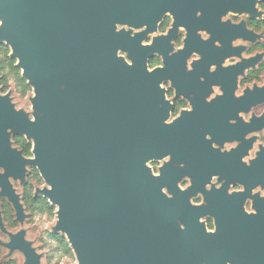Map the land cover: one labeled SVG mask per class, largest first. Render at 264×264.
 Masks as SVG:
<instances>
[{"label":"flooded vegetation","instance_id":"obj_1","mask_svg":"<svg viewBox=\"0 0 264 264\" xmlns=\"http://www.w3.org/2000/svg\"><path fill=\"white\" fill-rule=\"evenodd\" d=\"M48 1L33 7L27 0H0V109L11 123L10 145L0 147V177L4 161L25 168L23 180L9 177L25 221L56 215L36 164L44 117L42 39H54L56 51L64 52V63L56 58L59 89V68L69 66L75 78L70 54L87 53L90 46L87 8L82 18L76 0ZM104 4L117 7L108 9L114 27L103 38L121 62L111 64L112 80L104 66L100 85L93 86L91 71L85 73L84 112L102 116L110 93L126 102L125 115L132 114L136 130L145 133L141 139L158 150L146 163L158 258H176L172 264H264V0ZM13 12L39 37L36 46L19 52L8 41ZM0 213L8 231L18 229L4 196ZM50 235L67 243L58 233Z\"/></svg>","mask_w":264,"mask_h":264},{"label":"water","instance_id":"obj_2","mask_svg":"<svg viewBox=\"0 0 264 264\" xmlns=\"http://www.w3.org/2000/svg\"><path fill=\"white\" fill-rule=\"evenodd\" d=\"M60 1L65 4L68 0ZM105 1L75 2L78 16L83 18L84 7L88 10L90 46L87 53L82 49L70 54L77 64L75 78L69 66L59 68L64 88L59 89L56 68L58 56L61 57L59 62H65L64 52L56 51L54 39L47 36L42 39L44 117L43 130L36 143V164L50 186L44 194L56 206V222L51 231L65 236L76 264H172L176 258H158L156 252V215L146 182L149 176L146 163L158 150L150 149L141 139L145 133L136 130L131 113L125 115L126 102L113 100L110 93L102 116L92 113L89 118L84 112V104L88 101L85 73L91 71L93 86L100 85L104 66L107 64L108 79L112 80L116 77L111 75V64L121 62V57L113 50H106L103 37L114 27L107 19L108 9L117 7L105 5ZM27 4L46 7L49 1L27 0ZM62 4L60 9L68 7ZM16 13L13 12L7 21L8 41L20 52L25 46H36L39 37L30 33L21 14ZM85 63L90 68H84ZM95 98L93 92L92 100ZM10 126L6 110L0 109V147L10 145L6 132ZM3 167L0 196L13 205L19 228L8 231L0 213V228L4 233L0 247L5 252L0 262L12 260L18 254L23 258L22 264H42L43 254L26 237L23 224L27 215L19 194L9 181V177L23 180L25 168L12 159L9 163L4 161Z\"/></svg>","mask_w":264,"mask_h":264},{"label":"rangeland","instance_id":"obj_3","mask_svg":"<svg viewBox=\"0 0 264 264\" xmlns=\"http://www.w3.org/2000/svg\"><path fill=\"white\" fill-rule=\"evenodd\" d=\"M55 222V214L29 215L23 224L27 231L26 237L32 240L37 251L43 254L42 264H76L77 261L73 251L70 249L69 253H64L60 249L59 243L50 235L51 227L54 226ZM58 235L61 234L58 233ZM4 253V250L0 249V258ZM14 257L12 260L15 264L23 263V258H20L18 254H15Z\"/></svg>","mask_w":264,"mask_h":264},{"label":"trees","instance_id":"obj_4","mask_svg":"<svg viewBox=\"0 0 264 264\" xmlns=\"http://www.w3.org/2000/svg\"><path fill=\"white\" fill-rule=\"evenodd\" d=\"M58 240H59V245H60V248L62 249V251L64 253H69L70 249H69V246L67 245L66 241L61 237H58ZM0 264H15V262H14V260H8L6 262H0Z\"/></svg>","mask_w":264,"mask_h":264}]
</instances>
